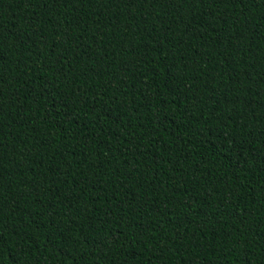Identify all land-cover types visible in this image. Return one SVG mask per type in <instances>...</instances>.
Instances as JSON below:
<instances>
[{
    "label": "trees",
    "instance_id": "trees-1",
    "mask_svg": "<svg viewBox=\"0 0 264 264\" xmlns=\"http://www.w3.org/2000/svg\"><path fill=\"white\" fill-rule=\"evenodd\" d=\"M0 264H264V0H0Z\"/></svg>",
    "mask_w": 264,
    "mask_h": 264
}]
</instances>
